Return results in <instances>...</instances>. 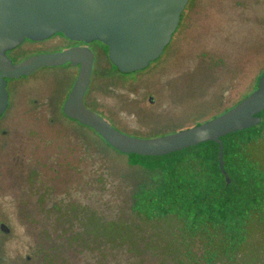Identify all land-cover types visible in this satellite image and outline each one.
Masks as SVG:
<instances>
[{
  "label": "rangeland",
  "instance_id": "obj_1",
  "mask_svg": "<svg viewBox=\"0 0 264 264\" xmlns=\"http://www.w3.org/2000/svg\"><path fill=\"white\" fill-rule=\"evenodd\" d=\"M52 41L26 42L19 55ZM108 66H95L85 102L122 132L150 139L210 120L264 74V0H189L157 60L122 80ZM77 72L43 67L10 81L0 116V226L10 231L0 228V264H196L181 252L176 223L132 210L155 171L56 106Z\"/></svg>",
  "mask_w": 264,
  "mask_h": 264
},
{
  "label": "water",
  "instance_id": "obj_2",
  "mask_svg": "<svg viewBox=\"0 0 264 264\" xmlns=\"http://www.w3.org/2000/svg\"><path fill=\"white\" fill-rule=\"evenodd\" d=\"M189 0H0V116L9 103L7 78L27 76L41 67L81 62L80 75L65 103L70 118L94 129L111 147L125 154L163 156L206 141L219 144V162L227 183L222 137L260 124L264 110V74L256 90L221 115L164 136L128 135L84 104L93 55L70 49L34 55L13 63L7 51L26 38L43 40L61 32L76 40H99L109 46L112 62L123 73L140 71L157 60L171 42ZM152 101V98H150ZM1 229L9 233L6 224Z\"/></svg>",
  "mask_w": 264,
  "mask_h": 264
},
{
  "label": "trees",
  "instance_id": "obj_3",
  "mask_svg": "<svg viewBox=\"0 0 264 264\" xmlns=\"http://www.w3.org/2000/svg\"><path fill=\"white\" fill-rule=\"evenodd\" d=\"M258 115L260 124L222 137L230 183L221 171L215 141L163 156L128 154L132 165L155 171L150 184L133 193L132 210L149 221L176 223L187 262L264 264V248L258 245L259 239L264 243V232L258 230L260 224L264 228V163L259 147L264 142V110Z\"/></svg>",
  "mask_w": 264,
  "mask_h": 264
},
{
  "label": "flooded vegetation",
  "instance_id": "obj_4",
  "mask_svg": "<svg viewBox=\"0 0 264 264\" xmlns=\"http://www.w3.org/2000/svg\"><path fill=\"white\" fill-rule=\"evenodd\" d=\"M173 38V37H172ZM52 41V43L50 42L47 46H45L44 48L40 49L39 51L37 52H34L33 53V45L32 46H29L27 48V51L25 52L26 54H24L23 56L19 53H20V46H22L24 43L26 42H31L30 44H33V43H42V42H48V41ZM170 44V43H169ZM168 46V45H167ZM70 49H88L91 51L92 55H93V66H92V73H91V79H90V83H89V86L84 94V104L86 107H88L90 110L96 112L97 114H99L97 111L93 110L92 108H90L87 103L85 102V99L87 100L88 102V95H89V92L92 88V85H93V82H94V77H96V74L94 75V70H95V66H96V72L98 73V68H102V65L103 66H106V64H109L108 66V71H110V73H115V77L117 78V76H119V78H121L122 80V76L127 74V73H123L121 72L118 67L112 62L111 58H110V51H109V46L106 45L105 43L99 41V40H93V41H84V40H76V39H72L70 37H67L66 35H64L63 33L61 32H58V33H55L53 34L52 36L46 38V39H43V40H33V39H29V38H26L25 41L18 45L17 47L13 48V49H10L7 51V55L12 59L13 63H19L25 59H28L34 55H40V54H53V53H57V52H63V51H66V50H70ZM102 64V65H101ZM114 65L117 67L115 68ZM81 62L79 63H74L73 61H68L67 63L63 64V65H59V66H45V67H60L63 68V67H72V68H76L77 69V76L76 78L74 79L70 89L67 91V94L65 95V99L63 100V102L61 103L60 102H56V106L59 107L61 110H62V113L68 117L69 119L73 120V121H76L77 123L81 124L78 120L76 119H73V118H70L69 116H67V114L65 113L64 111V106H65V103L66 101L68 100L69 98V95L77 81V78L79 77L80 75V71H81ZM43 68V67H41ZM107 68V67H106ZM40 69V68H39ZM38 69V70H39ZM37 70V71H38ZM144 70V69H143ZM36 72V71H35ZM34 72V73H35ZM139 73V72H138ZM20 78V77H19ZM12 79H15V78H7V89L9 91V103H8V107L7 108H10L11 107V99H12V93H13V86H10V81ZM12 89V90H11ZM150 98H152V101H150ZM153 96H150L149 97V101L150 102H153ZM8 111V110H7ZM6 112V110H5ZM100 112V111H99ZM224 113V112H223ZM4 114V113H3ZM6 115V114H5ZM100 115V114H99ZM221 115V114H220ZM219 116V115H217ZM215 116V117H217ZM103 117V116H102ZM214 117V118H215ZM106 119V118H105ZM213 119V118H212ZM107 120V119H106ZM108 121V120H107ZM208 121V120H207ZM203 123V122H202ZM83 125V124H82ZM86 126V125H85ZM88 127V126H87ZM90 128V127H89ZM94 130V129H93ZM95 131V130H94ZM96 132V131H95ZM177 132V131H176ZM171 134V133H170ZM164 136V135H163ZM113 148V147H112ZM116 150V149H115ZM4 224V223H2ZM1 228V226H0ZM2 230V229H1Z\"/></svg>",
  "mask_w": 264,
  "mask_h": 264
}]
</instances>
